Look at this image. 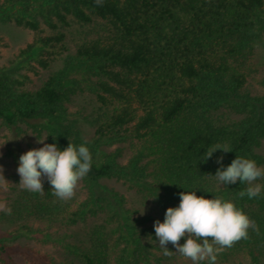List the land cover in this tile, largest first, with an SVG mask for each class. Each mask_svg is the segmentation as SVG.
Returning <instances> with one entry per match:
<instances>
[{
  "label": "trees",
  "instance_id": "1",
  "mask_svg": "<svg viewBox=\"0 0 264 264\" xmlns=\"http://www.w3.org/2000/svg\"><path fill=\"white\" fill-rule=\"evenodd\" d=\"M72 23L87 29L67 47ZM0 25L31 35L16 58L37 53L47 70L65 55L27 84L0 69L4 159L18 168L44 140L92 155L67 202L46 179L40 194L15 178L0 198V264H192L171 243L165 256L154 229L192 191L233 202L259 227L216 264H264V192L241 198L246 183L214 177L237 156L264 167V0H0ZM78 99L85 126L71 111ZM217 143L231 152L204 161Z\"/></svg>",
  "mask_w": 264,
  "mask_h": 264
},
{
  "label": "clouds",
  "instance_id": "2",
  "mask_svg": "<svg viewBox=\"0 0 264 264\" xmlns=\"http://www.w3.org/2000/svg\"><path fill=\"white\" fill-rule=\"evenodd\" d=\"M98 5L102 0H96ZM45 141V140H44ZM44 144L43 147L29 150L19 158L17 172L20 176L19 186L32 193H44L43 182L46 179L52 186V194L59 200L67 202L75 196L79 182L84 179L92 167V155L85 145L78 148L69 143L60 150L57 144ZM231 152L228 144L210 145L203 160L211 159L216 151ZM222 164V157L217 160ZM0 166V187L9 182L4 178ZM215 179L221 185L246 183L248 187L239 192L241 198H257L264 192V185L255 183L264 180V167L252 159L237 156L232 163L217 170ZM0 203V210L5 209ZM11 213V209H7ZM156 238L165 256L174 252L167 245L171 243L176 254L189 259L192 264H216L218 255L231 248L240 240L249 239V229L259 234L256 222L236 205L223 197L206 199L197 196L195 191L180 194V204L166 210L164 222L154 224ZM185 243L181 245V239Z\"/></svg>",
  "mask_w": 264,
  "mask_h": 264
},
{
  "label": "rangeland",
  "instance_id": "3",
  "mask_svg": "<svg viewBox=\"0 0 264 264\" xmlns=\"http://www.w3.org/2000/svg\"><path fill=\"white\" fill-rule=\"evenodd\" d=\"M87 28H83L78 24L72 23L70 28H66L68 37L66 46L71 47L73 43L82 37ZM31 40V35L20 28H16L14 26L10 25H0V69H3L5 71H9L8 73L12 76L14 80H18L21 83L27 84V80L24 76H29V78L33 81L36 80V77L34 75V70H37L40 72L41 75L46 76L49 73L56 72L60 70L63 67V59L65 55L60 54V50H56L54 52V55L52 58H47V60L50 63V66L47 70L41 69L39 64L36 61L37 53H32L26 57L16 58V55L19 54V51L21 48L25 47L26 43ZM264 52V51H262ZM7 68V69H6ZM261 70L264 72V58L261 62ZM9 69V70H8ZM79 75L77 74H70L67 76L66 79L63 81L64 88L70 87L69 81H71L74 78H78ZM81 99H78L75 101V104L72 106L71 111L74 113L77 119L83 123L85 126V121L82 119L84 116V113H88L84 108V103H82ZM77 104V106H76ZM82 106V113L78 114V111L80 110V106ZM133 107H137V104L134 103ZM84 109V110H83ZM0 134L4 133L2 132V129H0ZM1 134V135H2ZM0 135V166L3 167V170H7L8 174L11 176L8 184V188L4 191L0 192V198L4 199V202H6L7 196L9 193H11L10 187L13 185V181L15 178L20 177L17 172V167H15L12 164H9V162L4 159V145L1 144L3 141ZM44 227V226H43ZM27 264V263H25Z\"/></svg>",
  "mask_w": 264,
  "mask_h": 264
}]
</instances>
